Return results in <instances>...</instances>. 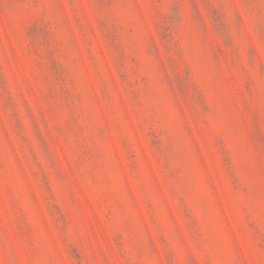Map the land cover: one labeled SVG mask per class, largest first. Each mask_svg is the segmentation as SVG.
Instances as JSON below:
<instances>
[{
	"label": "rangeland",
	"instance_id": "rangeland-1",
	"mask_svg": "<svg viewBox=\"0 0 264 264\" xmlns=\"http://www.w3.org/2000/svg\"><path fill=\"white\" fill-rule=\"evenodd\" d=\"M0 264H264V0H0Z\"/></svg>",
	"mask_w": 264,
	"mask_h": 264
}]
</instances>
